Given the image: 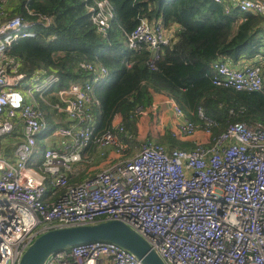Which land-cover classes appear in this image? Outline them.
Here are the masks:
<instances>
[{
  "label": "built area",
  "instance_id": "1",
  "mask_svg": "<svg viewBox=\"0 0 264 264\" xmlns=\"http://www.w3.org/2000/svg\"><path fill=\"white\" fill-rule=\"evenodd\" d=\"M214 1L225 6L227 15L238 10L264 19V0ZM9 5L10 0H0V264H20L26 250L48 231L108 220L122 221L137 231L165 264H264V125L231 124L213 138V122L202 110L198 114L205 124L199 127L185 120L183 109L170 98L167 104L180 118L172 136L194 137L203 130L209 145L168 151L149 141L134 156L122 159L130 147L121 137L132 136L121 118L112 130L97 132L95 110L100 103L92 83L54 91L61 83L57 74L40 71L29 77L7 55L15 42L37 38L36 25H50L42 15L39 21L10 15ZM89 10L98 32L106 35L116 18L111 3L96 1ZM174 33L161 22L142 20L128 35V46L134 50L146 46L153 67L161 49L174 41ZM81 68L96 81L108 75L105 67L90 63ZM212 68L216 87L248 93L264 88L263 70L256 62L234 68L219 60ZM49 95L59 102L49 103ZM38 98L68 118L54 130L63 141L61 149L46 147L42 152L39 140L49 129ZM158 109L155 102L137 113L148 117ZM17 131L10 159L2 143ZM92 145L98 151L112 147L118 162L80 184L72 183L74 165L89 160L85 151ZM38 155L42 162L35 167ZM49 184L53 199L47 201ZM105 260L142 264L126 249L106 242L65 249L46 264Z\"/></svg>",
  "mask_w": 264,
  "mask_h": 264
},
{
  "label": "trees",
  "instance_id": "2",
  "mask_svg": "<svg viewBox=\"0 0 264 264\" xmlns=\"http://www.w3.org/2000/svg\"><path fill=\"white\" fill-rule=\"evenodd\" d=\"M96 1L101 0H10L6 10L31 21H39L38 15L50 20L48 27L35 26L36 39L15 42L7 55L29 77L40 71L57 74L61 83L54 91L92 83L100 103L95 110L98 133L112 130L121 118L133 137L126 141L135 145L137 112L151 106L155 93L169 95L189 120L204 126L198 114L202 110L213 122V138L231 124L264 125V88L248 93L216 87L212 68L219 60L237 63L264 57L261 16L238 10L227 15L225 6L214 0H108L116 18L104 35L98 32L89 10ZM142 20L175 29L174 41L161 49L153 67V55L146 46L136 50L128 46V35ZM83 63L105 67L108 75L96 81L95 75L82 70ZM47 98L51 104L59 102L56 96ZM38 103L48 122L47 135L67 124L65 114L40 98ZM159 140L161 144L190 147L175 138ZM9 153L5 149V154Z\"/></svg>",
  "mask_w": 264,
  "mask_h": 264
},
{
  "label": "water",
  "instance_id": "3",
  "mask_svg": "<svg viewBox=\"0 0 264 264\" xmlns=\"http://www.w3.org/2000/svg\"><path fill=\"white\" fill-rule=\"evenodd\" d=\"M94 242L116 244L135 255L142 264H165L146 239L119 220L48 231L26 250L20 264H46L49 257L57 252Z\"/></svg>",
  "mask_w": 264,
  "mask_h": 264
},
{
  "label": "crops",
  "instance_id": "4",
  "mask_svg": "<svg viewBox=\"0 0 264 264\" xmlns=\"http://www.w3.org/2000/svg\"><path fill=\"white\" fill-rule=\"evenodd\" d=\"M249 62H256V63L260 64L261 67H262V70H263V75H264V57L263 56H259V57H256L254 59H251V60H242V61H239L237 63H234V62H229V63L234 68H241L243 65L245 66V63H249ZM170 98L171 97L169 95L165 94V93H155L153 95V102H152V104L155 103V102H157L159 104V109L156 112L152 113L148 117L139 116V118L138 117L136 118L137 119V128H138V131L139 132L141 131V129L143 127V122L147 121L148 123H150L152 121V128H153L152 130H154V133H156V134L159 133V136H158L159 138L158 139H161V138H164V137H166V138H168V137L174 138L172 136L173 135V131L176 128V123L179 122V119L180 118H178L175 115V113L173 112L172 108L167 104V100H169ZM152 117H153V119H152ZM146 119H148V120H146ZM118 120H120V119H118ZM185 120H189L186 117V114H185ZM120 121H122V120H120ZM189 121H191V120H189ZM117 122H119V121H117ZM117 122H115V124H117ZM194 124H196V123H194ZM196 125L199 126V127L202 126V124H196ZM43 137L41 139H43ZM131 139H124V137H121V140L124 141V142H126L129 145V147H130V144L126 140H131ZM175 139L178 140V141H180V142H184V143L189 144L190 147L187 148V149H184V148H182V147H180L178 145H172L171 144V146H170V144H168L169 147L166 148L161 143H158V142H154V143H158V144L163 145L168 151L172 150L174 147H180V148H182L184 150L191 151V150H193L194 148L197 147V143H205L204 145H209V139L207 138V136L203 132V130L198 131L194 137H182V138H178V139L175 138ZM61 141L54 142L53 143V146H41L40 145L42 147V152L44 151V149L46 147H55V148H59V149L63 148L62 147L63 146V141L62 142ZM148 141H150V140H148ZM4 149H7V147H5ZM4 152H5V150H4ZM85 152L87 153V156H88L87 159L89 158L88 161L85 160L86 163L88 162L87 163L88 165H90L93 162L94 159H95V162H97L96 160H97V157L98 156L104 158V161L106 163H109V164H112V165L115 164L116 162H118V160H119V157L114 152V149L112 147L104 148L99 153H97L98 152V149L95 146L92 145ZM102 152H104L105 155H102ZM96 154H98V156ZM10 155H11V151L6 156L8 158H10ZM122 159H125V157H122ZM41 162H42L41 155L40 156L38 155L37 161L34 162L33 165L35 167H39V166H41ZM78 164H81V163H78ZM78 164H75L74 165V171L72 173H70L71 182L72 183L80 184V183L84 182L86 179H88V178L96 175L95 174V175H92V176H87V173H85L84 175H82L80 173V170L77 168V165ZM51 190H52V187L49 184L48 185V191H49V193H48V196L46 197V200L47 201H50V200L53 199L50 196ZM104 264H112V263L110 261H108V260H105L104 261Z\"/></svg>",
  "mask_w": 264,
  "mask_h": 264
},
{
  "label": "rangeland",
  "instance_id": "5",
  "mask_svg": "<svg viewBox=\"0 0 264 264\" xmlns=\"http://www.w3.org/2000/svg\"><path fill=\"white\" fill-rule=\"evenodd\" d=\"M152 119H153V117H152ZM146 120H148V119H146ZM152 129H153L152 128V121L150 123H148L147 121L143 122V127H142L141 131L140 132L137 131V135L136 136L134 135L133 140H135L136 143L133 146L130 145V151L124 156L125 158H129L132 155L134 156L139 151L140 145L143 143L145 144V143L149 142L148 140H150L152 142H160V140L158 139L159 133L158 134L154 133V130H152ZM19 135H20V131H17V132H15L14 135L7 137L5 139V141L2 143V146H4V148L7 147L11 151L10 159L13 157V147L11 145L15 144V140H16L15 137L19 136ZM61 140H62L61 138L54 136V131H53V132L49 133L48 135H46V137L44 139L40 140V145L41 146H53L54 142L61 141ZM163 145L166 148L169 147L168 144H163ZM99 152L100 151H98L97 153H99ZM96 155L98 156V154H96ZM96 161L97 162H95V159H94L90 165H88L86 162H83L81 164H78L77 168L80 170V173L82 175L87 173V176H92V175L97 174L100 171H103L104 169H106L112 165V164L106 163L104 161V158H102L100 156L97 157Z\"/></svg>",
  "mask_w": 264,
  "mask_h": 264
},
{
  "label": "bare ground",
  "instance_id": "6",
  "mask_svg": "<svg viewBox=\"0 0 264 264\" xmlns=\"http://www.w3.org/2000/svg\"><path fill=\"white\" fill-rule=\"evenodd\" d=\"M90 78H92V77H90ZM152 247V246H151ZM153 248V247H152Z\"/></svg>",
  "mask_w": 264,
  "mask_h": 264
}]
</instances>
